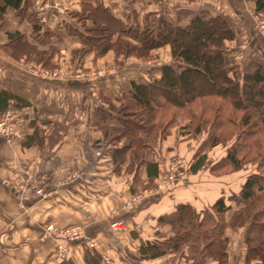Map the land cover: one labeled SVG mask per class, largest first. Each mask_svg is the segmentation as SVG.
<instances>
[{"label":"crops","instance_id":"crops-1","mask_svg":"<svg viewBox=\"0 0 264 264\" xmlns=\"http://www.w3.org/2000/svg\"><path fill=\"white\" fill-rule=\"evenodd\" d=\"M95 1L69 0L79 4ZM100 1L109 3L113 14L121 17L116 12L118 0ZM156 1L142 0L141 3L151 6ZM168 1L169 5L175 6L174 10H178L177 12L190 10L193 13L205 9L219 14L238 32L239 29L243 31L246 26L243 10L233 3L234 0ZM220 2L223 10H219ZM137 7L134 6L136 11ZM14 13L15 10L8 8L4 14L11 18ZM160 14L165 13L162 11ZM2 27L0 89L27 100L32 107L22 108L23 116L17 126L23 135L22 139L16 138L8 143L0 137V264H197L198 261L186 260L176 256L174 252L138 259V248L145 240L156 238L157 233L165 237L171 235L170 225L160 223L159 218L172 213L177 204L189 203L200 211L212 205L220 196L227 198L231 193H237L244 178L240 177L236 183L234 173L216 175L208 169L206 171L203 165L195 172L189 171L186 184L168 182L166 159L179 155L192 165L195 158L192 147L188 150L189 140L173 132L161 141L160 145L166 152L162 156L160 153L153 156L159 175L147 177L142 166L138 173V182L141 184L139 187V183L132 180V174L124 171L114 174L110 162L112 146L100 136V132H96L102 126L116 125V122L113 119L102 120L95 109L102 112L108 110L109 103L104 98L118 105L117 98L122 96L125 88H108L102 86L103 83L96 88L97 91L89 90V85L84 88H87L86 92L73 93L72 98L61 103L56 110H41L43 114L57 120L63 129L58 130V135L55 134V140H51L50 131L40 135L38 112L34 109L38 101L45 100L49 90H43L41 82L28 80L21 72L12 68L11 58L5 52L7 32L10 29L4 24ZM29 28L27 26L26 30L29 31ZM231 47L225 57L241 53L242 48H238L239 46L238 49H230ZM261 56L253 60L264 65V58ZM239 59L237 55L234 63H240L237 62ZM158 76L159 72L156 77ZM126 77L127 84L131 80L139 81L138 75L129 74ZM156 77L141 80L146 82ZM47 125L52 123L41 126L45 128ZM35 127V141L25 144ZM90 132L98 136L83 137ZM96 141L103 142L101 156L91 152V146ZM164 153L168 156H164ZM63 169L73 175L71 181L67 179L68 174ZM3 180L10 184H4ZM147 182L152 186L141 187ZM26 185L28 188L22 191L21 188ZM39 187H44L45 196L37 194ZM132 198V203L127 205ZM116 220L124 221V229L111 228L110 224ZM48 223L58 227L80 225L84 227L86 239L70 244L65 256L61 257L57 250L59 239L44 236V227ZM90 242H95L94 246ZM94 254L98 257H93ZM239 254L238 262L241 263L242 254ZM229 255L231 258L235 254L230 251Z\"/></svg>","mask_w":264,"mask_h":264},{"label":"trees","instance_id":"trees-1","mask_svg":"<svg viewBox=\"0 0 264 264\" xmlns=\"http://www.w3.org/2000/svg\"><path fill=\"white\" fill-rule=\"evenodd\" d=\"M24 1L0 0V15L8 8L20 12L25 7ZM81 4L85 12L89 10L84 18L93 19L95 25L86 29L94 31L100 26L93 39H103L102 53L115 49L146 57L152 49L168 44L174 60L160 66L159 76L151 81H129L125 92L117 98L118 105L104 98L109 103L108 110L95 109L102 120L116 122V125L101 127L115 130L103 136L106 140L109 138L112 146L110 162L114 174L124 171L138 182L139 169L144 166L147 177L157 176V163L147 155L155 143L169 133L177 117L187 118L183 129H194V134L205 131L208 125L211 146L226 143L233 136L236 138L226 154L210 165L212 173L221 175L217 173L225 167L235 172L247 163H257L258 172L249 173L237 193L227 198L220 196L200 211L189 203H179L172 213L160 217V223L170 225L171 235L165 237L157 233L156 238L142 242L138 259L174 252L186 260L198 261L197 264L208 261L226 264L228 240L224 230L244 227L246 261L255 259L264 263V138L261 137L264 131V65L254 60L242 67L226 64V42L235 37V31L223 16L208 10L200 9L192 15L179 12L175 22L161 18L156 28L146 25L147 18L144 27L137 28L114 15L100 0ZM253 4L257 12H264V0H253ZM92 11L101 14L104 22L101 23L98 16L91 17ZM188 15V21L181 23L182 17ZM34 28L36 32L38 27ZM21 35L18 31L7 32L8 42H17L20 46L21 41L17 39L23 38ZM126 36L135 38L138 44H130ZM29 106L27 100L0 89L1 115L10 107L20 110ZM43 122L47 121L40 123ZM36 133L35 127L25 144L34 142ZM247 141L252 142L247 144ZM204 161V157L197 158L190 171H197ZM228 210L232 213L227 220Z\"/></svg>","mask_w":264,"mask_h":264},{"label":"rangeland","instance_id":"rangeland-1","mask_svg":"<svg viewBox=\"0 0 264 264\" xmlns=\"http://www.w3.org/2000/svg\"><path fill=\"white\" fill-rule=\"evenodd\" d=\"M24 2L25 10L22 9L20 12L15 11L11 18L8 16L6 17L5 14L0 15V30H3L2 25L4 24L8 26L11 33L18 31L19 34H22L21 37L23 36L24 38H21L20 40L17 39V41H21L20 46L17 45V42H8L7 45H5V47L7 46L5 52H7L11 58L10 62L12 68L21 72L28 80H36V82L39 83L41 82L43 90H49L45 95L46 97L43 96L45 100L38 101L36 108L33 107L35 108L34 111L38 112L39 134L43 136L50 131V135H52V137H50L51 140L56 139L55 137L58 135V130L63 129V126H61L57 120L43 114L41 110H56L57 106L61 103L70 100L73 93L85 91L87 88H84L89 85V90L97 91L96 88L100 86V83H103L102 86H108V88L117 87L122 90V88L128 87L125 80L127 78L126 76L129 74L138 75V80H141V78L144 81L149 80L151 77H156L158 75L160 66L163 64H170L174 61L171 57L168 44L152 49L146 57H136L133 53L128 55L124 50L115 51V49L102 53L103 39H93V37L98 34V28H100V26H96L95 30L97 31H92L91 28L89 30L86 29L87 27H94L95 25L92 21L93 19L84 18L86 17L85 15L89 14V10L85 12L81 3H73L69 2V0H35L33 2L31 0H25ZM141 2L142 0H118L119 11L117 10L116 12L121 15L120 18L126 20V22L131 25H135L137 28L144 27V20L147 18L149 23H146V25L152 28H156L159 19L161 18L175 22L177 14L179 13L177 12L178 10H174L175 6L169 5L170 2L168 0H157L155 4H152L151 6H146ZM101 3L108 7L113 13L108 2V4L104 1H101ZM221 3L222 2L219 4V10H223V4ZM233 3L243 10V17L246 18V26L243 31L239 29V32L233 28L235 31V37L226 42V48L229 49V47L232 46L230 49H236L239 46L238 48H242V50L239 54L233 53L229 56L227 55L226 64H236L234 61L238 55L240 59L237 62L240 63L237 64L242 67L250 59L253 60L260 58L259 56L261 55V57L264 58V12H257L254 9L253 1L234 0ZM142 5H144V7H142ZM168 5L171 7L169 8ZM134 6H138V11L135 10ZM124 10L126 11L124 12ZM162 11H164L165 14L159 15V12L162 13ZM187 11V14H193L192 11ZM81 12H83V14L79 15L78 13ZM92 14L91 17L98 16L99 21L101 23L104 22L103 16H101V14L99 15L97 11H92ZM126 14H130V18H126ZM189 15L182 17L181 23H186ZM27 26L30 27L29 31L26 30ZM34 27H38L36 32ZM73 29H77L78 32H75ZM131 35L134 36L133 31H131ZM86 36L88 37L86 38ZM126 39L134 46L138 44L135 38H128V36H126ZM22 42H24V44H22ZM9 112L16 116L15 124L17 128L18 123L21 120L20 118L23 116V111L22 109L14 110L10 107L6 109L2 115L0 114V118ZM186 119H179L177 117L175 123L170 127L169 133L164 138L173 132L181 136V138H186L187 141L189 140L187 146L188 150L190 151V147H192V150L195 152L193 162L199 157H204V166H202L206 171L207 169L209 171L210 165L213 162L219 161L226 154L227 148L236 138L233 136V138L226 143L211 146L209 135H207V127L209 126H205V131L194 134V129H183V125L187 122ZM41 121H47L46 123H43H52V125H47L45 128H42L41 125L44 124L40 123ZM17 131L19 132L18 128ZM93 131L96 132V130ZM106 132L112 134L115 130L101 128V130L96 133H99L100 136H106ZM237 132L238 130L236 131V134ZM19 133V138L17 139H22L23 135L21 132ZM96 133H86L83 137H96L98 136ZM261 135L263 140L264 131L261 132ZM108 139L107 143H109ZM161 141L162 139L155 143L152 152L147 156L153 157L156 153H160L162 156L163 152H166L160 145ZM121 142L122 141L120 140L119 144ZM250 142L252 141H247L246 143L248 144ZM102 143L96 141L93 143V146H91V152H94L95 155V151L100 153L96 156H101L103 153V148L101 147ZM164 156L168 155L164 153ZM178 160L187 162L179 155H174L173 157L166 159L167 163L165 164V168L168 167V172H166L167 176L169 174V167ZM188 163L190 164V162ZM167 164L168 166H166ZM189 171L190 170H188V173ZM225 172H228L229 174L234 173L236 177L234 182L238 183L241 178H244L245 180L249 173L258 172L257 163L256 161L254 163H247L245 167L235 172H230V169L226 167L221 168L217 174L223 175ZM188 173L184 178L174 180V184H186ZM138 183L140 187L141 184L140 182H136V184ZM146 186L151 187L152 184L147 182L146 185H142L141 187ZM231 213V210L226 212L225 217L227 220L230 218ZM224 234L228 240V257L226 264H229V262L231 264H264L255 259L246 261L244 227H226ZM78 242H81V240ZM230 251L234 252V257L229 258ZM239 253L242 254L241 263L238 262L240 256Z\"/></svg>","mask_w":264,"mask_h":264},{"label":"built area","instance_id":"built-area-1","mask_svg":"<svg viewBox=\"0 0 264 264\" xmlns=\"http://www.w3.org/2000/svg\"><path fill=\"white\" fill-rule=\"evenodd\" d=\"M16 116L12 115L10 112L6 113L0 118V137L5 139L6 142L10 143L14 139L19 138V132L16 128ZM96 155H99L100 153L98 151H95ZM190 164L187 162H183L181 160L176 161L174 164H172L169 167V174L167 176L168 182H173L174 180H177L178 178H184L185 175L188 173V170H190ZM67 175V178L69 181L72 180L73 175H71L68 171L63 169ZM4 184H10L7 180H3ZM28 188L26 185L25 187H22L21 190L25 191ZM37 194L40 196H45L46 192L44 191V187H39L37 189ZM24 194H22L21 197H23ZM132 200L127 203V205H130L132 203ZM112 229L115 230H122L124 229V222L122 220H116L110 224ZM44 236L48 238H55L59 239L57 250L59 252V255L61 257H64L66 254V250L68 246L72 243H76L78 241H82L86 239V234L84 227L80 225H71L66 227H58L52 223H48L44 227ZM91 246H94V242H90Z\"/></svg>","mask_w":264,"mask_h":264}]
</instances>
